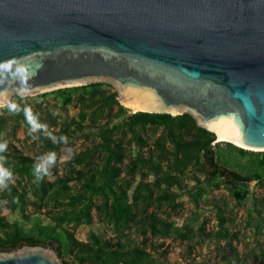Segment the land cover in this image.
Segmentation results:
<instances>
[{"label":"water","instance_id":"95a60500","mask_svg":"<svg viewBox=\"0 0 264 264\" xmlns=\"http://www.w3.org/2000/svg\"><path fill=\"white\" fill-rule=\"evenodd\" d=\"M92 81L130 112L190 113L212 144L264 151V0H0V106ZM0 264L62 261L25 243Z\"/></svg>","mask_w":264,"mask_h":264},{"label":"trees","instance_id":"16d2710c","mask_svg":"<svg viewBox=\"0 0 264 264\" xmlns=\"http://www.w3.org/2000/svg\"><path fill=\"white\" fill-rule=\"evenodd\" d=\"M106 85L92 81L54 89L63 93V102L69 103L75 97L78 105L76 118L57 130L31 131L20 95L1 108L7 114L0 116V135L5 131L15 132L19 123H24L30 134L53 152L64 144L59 140L61 136L92 134L93 140L80 151L72 150L70 173L54 179H46L44 175L35 183L33 158L16 150L6 149L0 153L3 157L0 164L15 177V182L9 181L8 187L3 189L4 207L9 211L18 209L22 215L28 205L44 207L49 218L47 223L34 222L26 231L17 220L10 221L0 215V251L25 243L49 244L55 247L62 264H157L147 246L142 244L145 239L140 243L130 232L144 236L149 232L157 237L175 235L182 240L196 236L197 229L192 223L178 225L156 211L162 205H179L178 193L171 189L173 186L183 189L191 181L190 193L198 207L203 198L202 183L210 184L218 178L214 182L216 186L221 182L235 189L243 186L244 189L234 191L237 200H243L249 194L250 180L262 181L260 172L242 174L229 168L219 159L216 147L223 143L241 155L253 150L223 140L212 144L214 132L198 125L190 113L130 112L119 103L117 91ZM79 90L81 92L76 93ZM45 93L38 95L43 97ZM9 104L17 105L18 110L10 111ZM31 112L38 122V113ZM56 123L54 118L53 124ZM149 127L157 134L151 143L148 136L143 135ZM132 144L137 147L136 155L132 153ZM256 163L264 166V151H257ZM139 173L153 176V180L137 179ZM27 180L30 187L25 183ZM93 210L116 237L105 238L90 230L86 241L76 238L75 228L90 223ZM252 210L258 214L264 212V196L253 197ZM248 214L251 217L252 211ZM216 215L217 235L226 239L234 250L219 207ZM193 217H198V211ZM260 251V264H264V249ZM66 255L72 260H64Z\"/></svg>","mask_w":264,"mask_h":264},{"label":"rangeland","instance_id":"374dc122","mask_svg":"<svg viewBox=\"0 0 264 264\" xmlns=\"http://www.w3.org/2000/svg\"><path fill=\"white\" fill-rule=\"evenodd\" d=\"M105 83L107 84L105 87L117 91L112 83ZM54 89L45 91L43 97L38 94L23 96L17 92L12 95V98H17V95H20V102L23 106L38 113L40 118L38 123L42 127L36 131L42 129L44 131L57 130L64 123H67L73 117L76 118L78 115V105L75 97L71 102L65 103L62 100L63 93ZM79 92L81 90L76 93ZM4 106H0V116L7 114L1 109ZM54 118L57 119L56 124H53ZM143 135L148 136L151 143L157 134L149 127ZM128 136L129 134H127ZM92 140V134L81 136L75 133L72 137H67L68 142L54 151L56 161L48 169L46 179H54L57 176L70 173L72 171V164L70 163L72 150L80 151L86 148ZM0 141L7 142V150H16L33 158L34 168L41 162V157L53 152L47 147L45 148L41 141L36 140L24 123H19L15 132L5 131L0 135ZM136 149V145L132 144L133 155H136ZM216 151L219 154V159L229 168L242 174L260 172L262 181L259 183L256 178L250 180L248 184L249 194L243 200H237L234 194L236 189H244L243 186H237L235 189L223 184V182L216 186L214 182L218 178L210 184L202 183L203 198L199 201L198 207H196L192 199V193H190L191 181L188 182L189 186L183 189L173 186L171 189L178 193L176 200L179 201V205L175 207L162 205L156 211L162 218L168 221L171 220L178 225L185 222L192 223L194 228L197 229L196 236L191 240H182L175 235L157 237L149 232L145 236L140 235L138 232H130L131 237L140 243L142 239H145L142 244L147 246L157 264H260V250L261 248L264 249V212L258 214L252 210V199L254 196H264V166L260 167L256 163L257 150L241 155L238 150L221 143L216 147ZM136 177L137 179L141 177L144 180H153V176H144L140 173ZM10 181L15 182V177H12ZM25 183L30 187V181L27 180ZM3 189L0 188V215H4L10 221L17 220L26 231L36 221L42 223L49 221L48 215L44 212L46 209L44 207L38 208L34 205H28L25 215H22L18 209L9 211L4 207L5 195H3ZM218 207L225 218V226L231 233L229 240L234 250L227 244L226 239L219 237L216 233L219 228L216 215ZM250 210L252 211L251 217L248 214ZM196 211H198V217L194 219L193 213ZM92 214L90 223L81 224L75 228V235L78 240L86 241L90 230L105 238L116 237L95 210ZM234 251H236V254ZM64 260L71 261L72 257L66 255Z\"/></svg>","mask_w":264,"mask_h":264},{"label":"clouds","instance_id":"9594fccd","mask_svg":"<svg viewBox=\"0 0 264 264\" xmlns=\"http://www.w3.org/2000/svg\"><path fill=\"white\" fill-rule=\"evenodd\" d=\"M8 108L10 111H17V105L15 104H9ZM25 111V116L28 121V123L31 125V131H36L42 126L37 122V117L34 116L31 112V109H24ZM60 142L62 143H67V137L61 136L59 138ZM53 142H56V139L53 138ZM7 149V142H0V153L5 152ZM71 152V150H69ZM3 157L0 156V160H2ZM40 163L36 165L33 175L35 176V182H39L40 180L43 179V176L48 173V169L54 165L56 161V154L55 152H49L45 156L40 158ZM13 173L10 169H6L3 167L2 164H0V188H7L8 187V182L12 179Z\"/></svg>","mask_w":264,"mask_h":264},{"label":"bare ground","instance_id":"6f19581e","mask_svg":"<svg viewBox=\"0 0 264 264\" xmlns=\"http://www.w3.org/2000/svg\"><path fill=\"white\" fill-rule=\"evenodd\" d=\"M126 106H128V107H130L132 109H137L138 108L137 106H135L134 104H131V103H127ZM217 132H218V137L219 138H223L224 140L227 138L222 130H217Z\"/></svg>","mask_w":264,"mask_h":264}]
</instances>
